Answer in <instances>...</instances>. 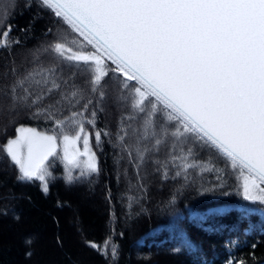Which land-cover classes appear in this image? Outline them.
<instances>
[{"label": "snow or ice", "instance_id": "1", "mask_svg": "<svg viewBox=\"0 0 264 264\" xmlns=\"http://www.w3.org/2000/svg\"><path fill=\"white\" fill-rule=\"evenodd\" d=\"M26 13L27 22L16 24ZM0 53V115L11 116V124L26 115L49 125L41 131L18 124L14 138L5 125L0 155L6 168L14 166L17 184L39 182L47 194L55 179L50 169L61 160L67 185H92L103 174L94 148L103 151L106 139L117 185L123 177L127 191L138 193L128 196L121 239L138 218L150 219L157 180L161 187L173 182L154 205L157 215L170 217L158 228L168 231L171 251L188 255L191 264L215 261L185 222L215 231L235 212L230 231L247 221L245 240L253 231L264 238V0H0ZM113 115L115 131L100 126ZM23 195L4 196L0 215H9L8 202ZM233 196L241 202L229 203ZM106 200L116 203L111 188ZM108 229L103 247L86 243L107 264H119L114 211ZM239 245V238L225 245L226 264H246L234 259Z\"/></svg>", "mask_w": 264, "mask_h": 264}, {"label": "trees", "instance_id": "2", "mask_svg": "<svg viewBox=\"0 0 264 264\" xmlns=\"http://www.w3.org/2000/svg\"><path fill=\"white\" fill-rule=\"evenodd\" d=\"M7 3V0H4ZM19 11V10H18ZM30 14L23 18L17 16L15 23L23 26ZM47 23L46 20L37 23L36 36L41 35V29ZM29 47L36 43L30 40ZM17 51H21L17 49ZM3 58L0 53V59ZM109 124L115 131L116 117L113 115L107 119L101 118L100 126ZM3 124V123H2ZM0 143L6 142L4 128L1 130ZM18 124L26 127H37L43 131L49 127L43 120H31L26 115L18 118ZM18 124H8V136H15V127ZM95 144L94 136L92 140ZM99 162L103 168V174L94 178L92 185H67L64 180V165L61 160H56L52 169L55 179L49 181V192L44 194L38 182L32 185H19L15 182L14 166L5 167L0 155V210L5 205L2 199L9 193L23 198L9 201L10 214L0 215V264H107L104 257L90 248L86 241H95L103 247V242L109 234L108 223L110 212L114 211L117 217L116 241L121 245L119 264H191V257L185 254H174L171 249L173 244L169 239L167 230H159L158 226L167 224L168 216L157 215L154 205L168 197L173 190V182L169 180L162 187L159 181H155L150 189V203L148 208L153 209L151 217L145 214L138 218L134 227H127L123 239L119 236V230L126 228L123 222L124 214L128 211V196H137L135 189L127 191L128 183L121 177L117 185L116 171L113 163L114 154L111 145L105 139L103 151L94 148ZM127 167V162H122V168ZM129 176L132 183L136 184L134 170L129 168ZM206 181H214L212 173L204 174ZM109 188L116 197V203L111 205L106 200ZM121 193L124 196L120 201ZM187 202L198 205L201 209L210 206L207 202L191 200ZM238 197H231L229 203H239ZM185 200L180 201L183 207ZM246 203V202H245ZM259 207V206H257ZM138 210V206L134 205ZM19 219H16V217ZM238 214L230 213L221 218L216 224L215 231L205 232L195 225L185 222L182 227L188 229L192 239L202 245L209 259H214L215 264H226L228 251L225 245L230 239L239 238L240 245L233 249L234 259H244L246 264H264V238L255 231L250 232L247 239L243 235L244 228L248 227L245 221L238 225V230H232L236 225ZM259 219V213L251 217L255 224ZM156 230L153 232V230ZM149 234L145 236V234ZM257 247L253 248L252 244ZM31 253L29 256L28 253Z\"/></svg>", "mask_w": 264, "mask_h": 264}, {"label": "rangeland", "instance_id": "3", "mask_svg": "<svg viewBox=\"0 0 264 264\" xmlns=\"http://www.w3.org/2000/svg\"><path fill=\"white\" fill-rule=\"evenodd\" d=\"M11 120H12V117L9 116L7 113H4V114L0 115V123L1 124L3 123L1 125V130L5 127V125H8L11 122ZM81 147H82V145H81ZM113 161H114V159H113ZM38 184H39V182H38ZM123 222H124V218H123Z\"/></svg>", "mask_w": 264, "mask_h": 264}]
</instances>
